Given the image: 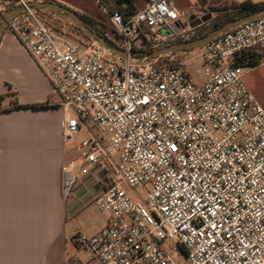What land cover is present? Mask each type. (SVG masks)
<instances>
[{"label":"built area","instance_id":"2783aa9c","mask_svg":"<svg viewBox=\"0 0 264 264\" xmlns=\"http://www.w3.org/2000/svg\"><path fill=\"white\" fill-rule=\"evenodd\" d=\"M29 4L0 0V18L22 9L5 33L49 82L63 137L84 134L61 170L65 195L86 185L107 218L76 233L63 264H183L165 242L187 264H264V108L244 82L252 54L264 61V17L202 47L206 78L195 83L183 62L136 58L180 32L172 0L100 4L124 58L65 40Z\"/></svg>","mask_w":264,"mask_h":264},{"label":"crops","instance_id":"0c3cea01","mask_svg":"<svg viewBox=\"0 0 264 264\" xmlns=\"http://www.w3.org/2000/svg\"><path fill=\"white\" fill-rule=\"evenodd\" d=\"M183 1L195 5L199 0ZM252 57L258 64L244 82L264 108L255 93L264 85V61L256 52ZM41 104L46 107L36 108ZM64 117L49 82L4 32L0 38V264H63L73 252L76 233L92 236L106 225V216L89 204L86 185L80 184L67 196L63 191L62 167L77 155L76 144L68 145L71 140L62 135Z\"/></svg>","mask_w":264,"mask_h":264},{"label":"rangeland","instance_id":"374dc122","mask_svg":"<svg viewBox=\"0 0 264 264\" xmlns=\"http://www.w3.org/2000/svg\"><path fill=\"white\" fill-rule=\"evenodd\" d=\"M43 1V0H42ZM39 0H30V2H42ZM49 1V0H46ZM67 8L75 11L78 14L86 16L90 19L95 20L99 23L100 28L105 34L112 36L113 30L109 23L107 22L101 7L104 6L109 10L117 9L116 0H60ZM177 9L180 10V14L183 18L180 20V32L174 36L169 37L159 48L179 44L185 41L197 40L201 37L206 36L219 26L228 22L232 17H238V13L235 11L224 10L226 6H230L231 0H206L198 1L197 4H187L183 0H172ZM146 0H135V8L142 9L145 5ZM70 5V6H67ZM76 9V10H74ZM187 12L188 13H181ZM210 15V19L205 23L201 22L200 25L192 27L195 22L201 21ZM43 17L45 22L50 28L59 35H61L65 40L72 41H91L88 36L83 33L75 23H73L65 14L43 11ZM239 18V17H238ZM1 23V20H0ZM205 49L193 48L185 51L174 52L165 56L157 57L154 59H146L144 55L136 56L139 59V65L142 66H156L165 63L182 62L186 72L190 75L191 79L195 83H201L205 80V67L203 65V55ZM198 71V73H196ZM257 96L264 101V85H262L261 90L255 92ZM84 138L83 133L76 134L68 145L72 146L77 144ZM165 248L172 254L178 255V261L183 264H187L184 257L181 255L179 249L171 244L170 242L164 243Z\"/></svg>","mask_w":264,"mask_h":264},{"label":"water","instance_id":"95a60500","mask_svg":"<svg viewBox=\"0 0 264 264\" xmlns=\"http://www.w3.org/2000/svg\"><path fill=\"white\" fill-rule=\"evenodd\" d=\"M30 8L33 10H39V11H50V12H56V13H62L65 14L73 23H75L77 25V27L83 32L85 33L88 38L90 40H92L93 42L97 43L98 45H100L101 47H103L104 49L108 50L110 53L119 56L121 58L125 57V53L108 44V42L106 41V39L102 36H100L99 34H97L96 32H94L93 29H91L90 27H88V25L86 24V22L79 16L78 13H76L75 11L59 4L53 1H45L43 0L42 2H30ZM22 12L21 8H16L14 10H11L9 12H7L6 14H4L0 20V38L3 35V33L5 32V27L8 23V21L16 14ZM264 17V10H260V11H256L252 14H249L247 16L238 18L236 20H232L229 21L225 24H223L222 26L216 28L215 30H213L212 32H210L209 34H207L204 37H201L197 40H191V41H185L179 44H173V45H168L162 48H158L156 50H153L147 54L144 55V57L146 59H153V58H157V57H161V56H165L174 52H178V51H185V50H189V49H193V48H200V47H204L205 45H207L209 42H211L212 40H214L215 38H217L218 36L222 35L223 33L230 31L244 23H247L249 21L258 19ZM210 19V15L202 18L201 21H197L195 22V24L192 27H195L197 25H200L201 22L205 23L206 21H208Z\"/></svg>","mask_w":264,"mask_h":264},{"label":"trees","instance_id":"16d2710c","mask_svg":"<svg viewBox=\"0 0 264 264\" xmlns=\"http://www.w3.org/2000/svg\"><path fill=\"white\" fill-rule=\"evenodd\" d=\"M116 4H117V8H120L123 4H126L127 5L126 10L128 12L136 9L135 8V0H116ZM224 10L235 11L238 13V15H239L238 17L241 18V17L247 16L249 14H252L256 11L264 10V2L256 3V4L251 3V2H241V3L232 2L231 5L228 7L226 6V8ZM79 16L86 22L88 27L93 29L94 32H96L100 36L104 37L109 45H111V46L113 45L112 42L106 37L104 31H102V29L100 28V25L98 22H96L95 20L90 19L86 16H83L81 14H79ZM238 17H232L229 21L236 20V19H238ZM252 59H253V57H252ZM252 64L255 66L258 63L253 62V60H252ZM45 107H46V105H44V104L36 106V108H45ZM14 108L25 109V108H28V106H15Z\"/></svg>","mask_w":264,"mask_h":264},{"label":"bare ground","instance_id":"6f19581e","mask_svg":"<svg viewBox=\"0 0 264 264\" xmlns=\"http://www.w3.org/2000/svg\"><path fill=\"white\" fill-rule=\"evenodd\" d=\"M154 59V58H153ZM150 60V59H149ZM183 63H185V61H182Z\"/></svg>","mask_w":264,"mask_h":264}]
</instances>
